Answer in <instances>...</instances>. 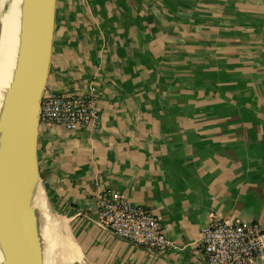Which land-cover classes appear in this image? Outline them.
I'll return each mask as SVG.
<instances>
[{"label":"crops","instance_id":"1","mask_svg":"<svg viewBox=\"0 0 264 264\" xmlns=\"http://www.w3.org/2000/svg\"><path fill=\"white\" fill-rule=\"evenodd\" d=\"M93 88L99 130L39 134L73 264H205L212 219L264 225V0H57L46 89ZM104 188L155 213L174 247L102 228Z\"/></svg>","mask_w":264,"mask_h":264},{"label":"water","instance_id":"2","mask_svg":"<svg viewBox=\"0 0 264 264\" xmlns=\"http://www.w3.org/2000/svg\"><path fill=\"white\" fill-rule=\"evenodd\" d=\"M56 9L57 0H22L21 4L16 64L0 109L2 264H44L42 220L34 197L38 186H42L54 210L41 175L38 147Z\"/></svg>","mask_w":264,"mask_h":264},{"label":"built area","instance_id":"3","mask_svg":"<svg viewBox=\"0 0 264 264\" xmlns=\"http://www.w3.org/2000/svg\"><path fill=\"white\" fill-rule=\"evenodd\" d=\"M97 94H67L45 90L41 101V124L60 125L67 130L100 128ZM96 222L116 236L166 252L174 247L159 217L137 206L110 188L101 190L95 211ZM201 245L205 264H250L264 254V225L212 219L204 228Z\"/></svg>","mask_w":264,"mask_h":264},{"label":"bare ground","instance_id":"4","mask_svg":"<svg viewBox=\"0 0 264 264\" xmlns=\"http://www.w3.org/2000/svg\"><path fill=\"white\" fill-rule=\"evenodd\" d=\"M22 0H2L0 18V109L12 80L19 46ZM34 203L42 220L44 264H73L79 259L78 247L71 235L68 219H59L50 208L42 186ZM3 256L0 251V264Z\"/></svg>","mask_w":264,"mask_h":264},{"label":"rangeland","instance_id":"5","mask_svg":"<svg viewBox=\"0 0 264 264\" xmlns=\"http://www.w3.org/2000/svg\"><path fill=\"white\" fill-rule=\"evenodd\" d=\"M2 13H3L2 0H0V18H1ZM44 184H45V187L47 188L45 181H44ZM52 208L54 209L52 212H55V216H57V218H59V219H68L69 228H71V224H70L69 217L66 216V214H64L63 212H61L59 209H57L54 204H53V207ZM71 231H72V228L70 229V232ZM71 235H72V233H71ZM72 237H73V235H72Z\"/></svg>","mask_w":264,"mask_h":264}]
</instances>
